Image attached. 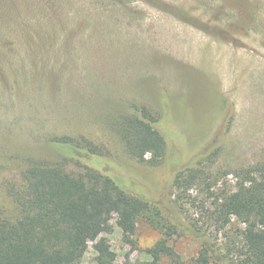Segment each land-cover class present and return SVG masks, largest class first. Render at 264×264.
I'll return each instance as SVG.
<instances>
[{
  "label": "rangeland",
  "instance_id": "rangeland-1",
  "mask_svg": "<svg viewBox=\"0 0 264 264\" xmlns=\"http://www.w3.org/2000/svg\"><path fill=\"white\" fill-rule=\"evenodd\" d=\"M132 104L159 115L169 147L156 166L131 158L118 134ZM65 137L98 152L75 155L58 142ZM212 151L200 165L218 180L172 185L177 168ZM35 159L96 168L193 225L173 227L177 258L160 264H197L203 239L222 259L209 264H236L244 224L215 226L206 209L233 188L230 172L264 160V0H0L3 216L18 213L13 192ZM111 222L80 264H97L102 236L113 264L151 260L160 226L141 221L127 241Z\"/></svg>",
  "mask_w": 264,
  "mask_h": 264
},
{
  "label": "trees",
  "instance_id": "trees-1",
  "mask_svg": "<svg viewBox=\"0 0 264 264\" xmlns=\"http://www.w3.org/2000/svg\"><path fill=\"white\" fill-rule=\"evenodd\" d=\"M159 127V115L138 104H132L117 122L127 154L151 166L161 163L169 147ZM58 142L75 155L92 156L98 152L89 142L69 137ZM213 153L177 168L172 185L181 189L218 180V174L207 173L200 165ZM230 173L233 188L217 190L206 209L207 217L215 226H225L232 218L244 224L236 264H264V160ZM22 180L23 187L13 192L18 213L12 217L0 214V264H80L88 239H95L100 232H111L112 219L127 241H131L141 221L160 226L164 236L147 248L151 260L143 263L160 264L164 255L177 258L169 243L173 227L193 226L181 223L171 209L167 217L168 213L145 194L128 188L127 183L120 186L89 166L70 172L62 161L35 159L22 171ZM207 188H212L211 184ZM202 244L197 264L222 260L207 240L203 239ZM93 249L97 264H113L116 254L104 236L93 243Z\"/></svg>",
  "mask_w": 264,
  "mask_h": 264
}]
</instances>
